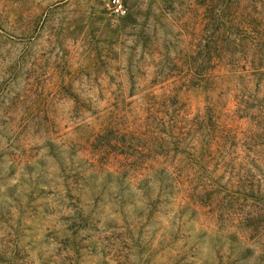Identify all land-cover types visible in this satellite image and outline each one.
Masks as SVG:
<instances>
[{"label": "rangeland", "instance_id": "374dc122", "mask_svg": "<svg viewBox=\"0 0 264 264\" xmlns=\"http://www.w3.org/2000/svg\"><path fill=\"white\" fill-rule=\"evenodd\" d=\"M122 2L0 0V264H264V0Z\"/></svg>", "mask_w": 264, "mask_h": 264}, {"label": "trees", "instance_id": "16d2710c", "mask_svg": "<svg viewBox=\"0 0 264 264\" xmlns=\"http://www.w3.org/2000/svg\"><path fill=\"white\" fill-rule=\"evenodd\" d=\"M250 2L252 3L251 7H254L256 0H250ZM218 11L219 12L216 14L217 25H215L214 28L207 25L204 43L200 45L201 60L198 64L199 73L206 74L207 71L213 67L211 65L212 61L217 60L218 63L221 62L228 51L232 53L241 52V50H238L236 47L242 46V37H247V41L251 44L258 42L256 43L258 46L262 45L259 40H255L256 37L254 36L260 33L257 19L252 11L242 6V0H235V8L231 12L230 20L226 18L227 15H225V12L221 8ZM226 23H228V25ZM229 44L234 45L235 49H230L231 47L228 49ZM243 54H245L243 57H246V52ZM250 65L253 70L250 75L254 76L259 74L260 64L253 66L254 62L251 60ZM160 125L164 127V121ZM171 126L172 125H170V129L167 133L168 137L175 138L177 135L181 134L182 130L174 136Z\"/></svg>", "mask_w": 264, "mask_h": 264}, {"label": "built area", "instance_id": "2783aa9c", "mask_svg": "<svg viewBox=\"0 0 264 264\" xmlns=\"http://www.w3.org/2000/svg\"><path fill=\"white\" fill-rule=\"evenodd\" d=\"M109 6L115 16L123 17L126 14V8L122 0H109Z\"/></svg>", "mask_w": 264, "mask_h": 264}]
</instances>
